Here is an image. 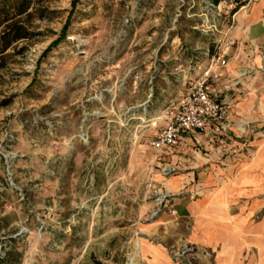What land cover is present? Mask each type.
Masks as SVG:
<instances>
[{
    "label": "rangeland",
    "instance_id": "374dc122",
    "mask_svg": "<svg viewBox=\"0 0 264 264\" xmlns=\"http://www.w3.org/2000/svg\"><path fill=\"white\" fill-rule=\"evenodd\" d=\"M29 1L0 56V264H130L161 208L145 114L223 52L236 0Z\"/></svg>",
    "mask_w": 264,
    "mask_h": 264
},
{
    "label": "crops",
    "instance_id": "0c3cea01",
    "mask_svg": "<svg viewBox=\"0 0 264 264\" xmlns=\"http://www.w3.org/2000/svg\"><path fill=\"white\" fill-rule=\"evenodd\" d=\"M233 22L222 47L227 66L213 69L212 82L227 122L182 135L159 159L150 147L157 129L148 125L153 164L177 172L166 178L159 171L166 201L143 226L131 264H264V0Z\"/></svg>",
    "mask_w": 264,
    "mask_h": 264
},
{
    "label": "built area",
    "instance_id": "2783aa9c",
    "mask_svg": "<svg viewBox=\"0 0 264 264\" xmlns=\"http://www.w3.org/2000/svg\"><path fill=\"white\" fill-rule=\"evenodd\" d=\"M232 42L231 45H234ZM227 57L224 52L212 57L210 68L204 71L175 103L167 105L158 115L147 118L146 122L157 129V133L150 140V147L159 159L165 151L175 148L184 134L204 133L214 125H222L228 120L229 110L223 102L213 94L212 82L218 78L214 68L227 66ZM162 174L170 178L177 170L173 166H164ZM166 198L159 195V208L153 215L156 217L163 208ZM171 213H174L172 210ZM131 264V262H130Z\"/></svg>",
    "mask_w": 264,
    "mask_h": 264
},
{
    "label": "trees",
    "instance_id": "16d2710c",
    "mask_svg": "<svg viewBox=\"0 0 264 264\" xmlns=\"http://www.w3.org/2000/svg\"><path fill=\"white\" fill-rule=\"evenodd\" d=\"M223 0H215L214 4L219 5ZM236 9L232 12L236 14L243 6L246 5V1L236 0ZM13 13L10 10L7 11V15L0 19V56L6 54L13 46L21 41L29 39L30 32L26 25L20 21L15 20V18L25 17V20L31 16L30 1L21 0L15 3L12 8ZM93 264H105L99 260H94Z\"/></svg>",
    "mask_w": 264,
    "mask_h": 264
}]
</instances>
